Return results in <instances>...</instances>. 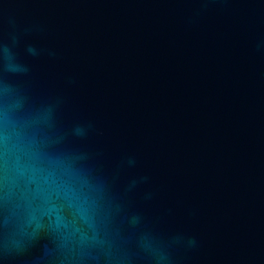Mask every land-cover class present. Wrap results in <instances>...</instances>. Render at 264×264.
<instances>
[{
	"label": "water",
	"instance_id": "water-1",
	"mask_svg": "<svg viewBox=\"0 0 264 264\" xmlns=\"http://www.w3.org/2000/svg\"><path fill=\"white\" fill-rule=\"evenodd\" d=\"M0 264H264V0H0Z\"/></svg>",
	"mask_w": 264,
	"mask_h": 264
}]
</instances>
